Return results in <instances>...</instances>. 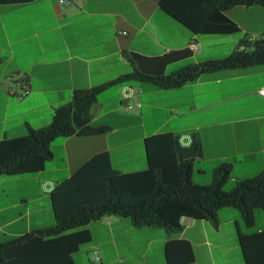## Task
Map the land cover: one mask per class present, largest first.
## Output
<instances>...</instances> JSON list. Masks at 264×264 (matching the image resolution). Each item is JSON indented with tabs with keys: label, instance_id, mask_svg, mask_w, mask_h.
Masks as SVG:
<instances>
[{
	"label": "crops",
	"instance_id": "0c3cea01",
	"mask_svg": "<svg viewBox=\"0 0 264 264\" xmlns=\"http://www.w3.org/2000/svg\"><path fill=\"white\" fill-rule=\"evenodd\" d=\"M56 2L0 4V140L46 126L73 90L132 71L168 75L221 59L239 41L264 33V9L258 6L224 11L234 30L220 23V32L193 34L165 14L158 0H85L61 11ZM190 42L197 44L196 51L188 48ZM261 90L264 64L202 74L175 88L146 82L106 87L90 107L88 121L74 117L72 127L103 126L108 131L57 138L41 171L7 176L27 191H0V242L51 227L49 192L92 155L106 152L110 167L121 173L144 169V138L157 133L175 135L178 154L191 161L194 184H209L211 169L219 163L230 165L229 184L257 175L264 167ZM135 104L137 109L123 110ZM216 220L213 227L205 220L188 225L186 219L180 231L168 233L102 217L84 226L89 241L71 258L74 264H166L165 242L183 239L191 247L192 264H243L237 233L264 230V223L255 227L252 222L251 230L241 227L239 212L230 207L219 209Z\"/></svg>",
	"mask_w": 264,
	"mask_h": 264
},
{
	"label": "trees",
	"instance_id": "16d2710c",
	"mask_svg": "<svg viewBox=\"0 0 264 264\" xmlns=\"http://www.w3.org/2000/svg\"><path fill=\"white\" fill-rule=\"evenodd\" d=\"M31 0H0V4ZM159 8L193 34L220 32L226 23L222 13L232 7L258 6L264 0H158ZM227 30H234L228 24ZM225 25V24H224ZM223 25V26H224ZM245 44L244 50H238ZM264 64V33L252 42L239 41L227 56L185 66L168 75H145L137 71L88 89L73 90L70 100L57 107L50 122L39 129H27L24 135L0 140V176H17L41 171L50 158V143L74 134L101 135L108 127L83 125L72 127L75 117L82 123L96 96L118 83L146 82L168 89L195 80L199 75ZM146 167L121 173L110 167L106 152H98L84 161L70 176L49 192L53 225L0 242V264H74L71 254L89 241L84 228L89 222L113 216L127 219L133 227H156L178 232L181 220H205L217 226L216 212L224 207L237 210L245 227L253 222L252 211L264 215V167L255 176L232 182L230 165L219 163L211 169L206 185L192 183L190 160L178 154L177 138L157 133L144 138ZM197 145L194 143L192 150ZM243 264H264V230L237 233ZM166 264H192L189 243L171 239L164 244Z\"/></svg>",
	"mask_w": 264,
	"mask_h": 264
},
{
	"label": "rangeland",
	"instance_id": "374dc122",
	"mask_svg": "<svg viewBox=\"0 0 264 264\" xmlns=\"http://www.w3.org/2000/svg\"><path fill=\"white\" fill-rule=\"evenodd\" d=\"M134 167H136V166H134ZM131 169H136V170L139 169L140 170L142 168H140V167L138 168V166H137L136 168H131ZM13 178L14 177L10 178V177H5V176H0V191L13 192V193H17V192L21 193L23 191H27V188H25L24 184H20V183L13 181L14 180ZM16 178H18V177H16ZM230 185L231 184H229V181H228L227 185L224 187V189H228V187H230ZM252 215H253V222H254L255 227H259L264 223V215L260 209H254L252 211ZM243 226L244 225L241 223V227H243ZM249 229L251 230L252 227H250Z\"/></svg>",
	"mask_w": 264,
	"mask_h": 264
},
{
	"label": "built area",
	"instance_id": "2783aa9c",
	"mask_svg": "<svg viewBox=\"0 0 264 264\" xmlns=\"http://www.w3.org/2000/svg\"><path fill=\"white\" fill-rule=\"evenodd\" d=\"M85 0H57L56 2V7L59 11L63 10L64 8L68 7V6H71V5H80L82 2H84ZM255 38H251V37H247L245 40L247 43H250L254 40ZM188 48L191 50V51H196L197 50V44L195 42H190L188 44ZM245 48V44H239L238 45V50H244ZM259 95H264V90H261L258 92ZM128 95L127 93H124L123 94V97L126 98ZM139 105L138 104H135L134 106H131V105H126L124 107V111H131L133 108H138ZM186 223L185 222V219L184 220H181L180 221V224H184ZM192 223V220L191 219H187V224L190 225ZM93 260L94 261H97L98 260V256L96 254V252H94V256H93Z\"/></svg>",
	"mask_w": 264,
	"mask_h": 264
}]
</instances>
